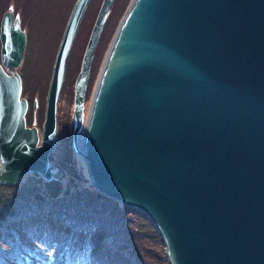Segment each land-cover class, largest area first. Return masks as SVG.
Instances as JSON below:
<instances>
[{
    "label": "water",
    "instance_id": "water-1",
    "mask_svg": "<svg viewBox=\"0 0 264 264\" xmlns=\"http://www.w3.org/2000/svg\"><path fill=\"white\" fill-rule=\"evenodd\" d=\"M89 2H74L63 29L40 140L16 71L26 36L12 10L2 16L0 184L52 177L56 103ZM112 2H101L74 85V149L92 185L149 219L168 264H264V0H132L84 117Z\"/></svg>",
    "mask_w": 264,
    "mask_h": 264
},
{
    "label": "trees",
    "instance_id": "trees-1",
    "mask_svg": "<svg viewBox=\"0 0 264 264\" xmlns=\"http://www.w3.org/2000/svg\"><path fill=\"white\" fill-rule=\"evenodd\" d=\"M31 176L13 197L0 192V264H168L162 239L138 210L91 185L89 198L72 191L79 188L40 196L42 179Z\"/></svg>",
    "mask_w": 264,
    "mask_h": 264
},
{
    "label": "rangeland",
    "instance_id": "rangeland-1",
    "mask_svg": "<svg viewBox=\"0 0 264 264\" xmlns=\"http://www.w3.org/2000/svg\"><path fill=\"white\" fill-rule=\"evenodd\" d=\"M75 1L0 0V17L5 11L12 10L15 16H18L19 24L26 36L23 60L17 70L24 77V93L30 97L31 102L35 99L37 101L35 115L38 123L43 117L45 94L57 47ZM131 1L113 0L110 6L109 15L106 17L102 31V38H100V44H98L95 52L93 69L88 84V109L102 69L103 60ZM101 2L102 0H90L67 58V78L58 102L57 136L59 143L51 154L53 159L55 158L53 161L55 165H52L51 179L47 182L42 179L40 186H38L40 196L48 194L57 197L61 194L60 192L62 194L68 193L70 188H79V190L74 189L72 191H76L82 197L89 198L92 195L91 190L87 188L89 185L92 187L93 185L90 182L86 164L69 142H71L72 83L79 69L80 58ZM36 96L37 98H35ZM31 175L36 174L28 173L17 182L4 185L8 188L0 184V192L6 194L5 198L13 197L12 192L18 194L19 190L23 189L25 184L30 181ZM9 189L13 190L10 192ZM58 189L60 190L58 191ZM36 198V196L32 197L33 200Z\"/></svg>",
    "mask_w": 264,
    "mask_h": 264
},
{
    "label": "flooded vegetation",
    "instance_id": "flooded-vegetation-1",
    "mask_svg": "<svg viewBox=\"0 0 264 264\" xmlns=\"http://www.w3.org/2000/svg\"><path fill=\"white\" fill-rule=\"evenodd\" d=\"M2 16H3V14L0 17V22H1ZM101 35H102V33H101ZM101 35L99 37V40H98V43L96 45V48H95V51H94V54H93V57H92V60H91V63H90V67H89L88 79H87V83H86V88H85V93H84V102H83L84 103V117H85V115L87 113V110H88V100H87V91H88V87H89L88 84H89L91 72H92V69H93L95 52H96V49L98 47V44H100V38H102ZM86 44H87V42H86ZM85 47H86V45H85ZM84 50H85V48H84ZM84 50H83V52H84ZM82 56H83V53H82ZM82 56L80 58L79 69H78L77 73L75 74V77H74L73 83H72L73 84V87H72V105H71V107H72V109H71V119H72V121H71V136H70L71 137V139H70L71 142H69L70 143V146L72 148H74V141H73V118H72V113H73V97H74V85H75L76 76H77V74H78V72L80 70ZM66 62H67V60H66ZM51 72H52V68H51ZM66 75H67V63L65 64L64 79H63V82H62V85H61V89H60V92H59V96H58V99H57V103H56V114H55V117H56V124H55L56 143H55L54 148L48 154V161H49V164H50V167L51 168L53 167L52 165H55L53 163V161H54L55 158L53 159V157L51 156V154L57 148V145L59 143V139H58V136H57V133H58V119H57L58 118L57 117L58 116V102H59V99H60V95H61L62 89H63L64 84L66 82V78H67ZM20 77H21V83H22V97H24L26 99V101H27V109H26V113H25V125H26V127H35L37 129V133H38L39 140H40V134H41V131H42V124H43V121H44V112H45V106H46L47 90H48V85H49V81H50V78H51V73H50V77H49V81H48V85H47V90H46V94H45V101H44V108H43V117H42V120H41L40 123H38L37 116L35 115L36 109H37V101L35 99V101H32L31 102L30 99H29L30 97H27V94L24 93V86H23V84H24V77H23L22 74H20ZM35 98H37V96ZM81 141H82V134H79V136L77 138V141H76V145L78 146V148H80L79 144L82 143Z\"/></svg>",
    "mask_w": 264,
    "mask_h": 264
},
{
    "label": "bare ground",
    "instance_id": "bare-ground-1",
    "mask_svg": "<svg viewBox=\"0 0 264 264\" xmlns=\"http://www.w3.org/2000/svg\"><path fill=\"white\" fill-rule=\"evenodd\" d=\"M81 142H82V141H81ZM79 146H80V148H81V150H82V149H83V143H80Z\"/></svg>",
    "mask_w": 264,
    "mask_h": 264
}]
</instances>
